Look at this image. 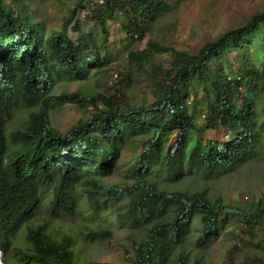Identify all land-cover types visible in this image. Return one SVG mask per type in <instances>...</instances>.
<instances>
[{
	"label": "trees",
	"instance_id": "1",
	"mask_svg": "<svg viewBox=\"0 0 264 264\" xmlns=\"http://www.w3.org/2000/svg\"><path fill=\"white\" fill-rule=\"evenodd\" d=\"M27 1L0 0V264H8L6 253L19 224L43 199L52 214L62 215L74 209L78 189L96 213L127 197L122 223L148 229L142 239L130 242L126 264H168L193 217L201 225L199 245L216 234L224 223L220 216L229 212L241 215L240 231L253 236L262 222L260 212L229 207L204 191H168L150 178H177L194 170L208 178L251 159L264 129V105H257L264 94V10L196 52L153 39L128 50L129 68L149 74L155 88L151 102L135 105L99 92L52 93L58 80L85 79L112 59L107 49L100 54L92 35L81 34L74 42L67 33L70 27L78 29L75 19L87 0H74L64 22L50 30L30 15ZM90 6L103 49L108 21H119L126 34L142 37L151 22L170 11L167 0H91ZM228 46L241 57L234 78L227 71ZM162 54L170 57L164 72L154 63V56ZM198 96L204 98L199 105L206 114L201 124L191 111L196 105L191 98ZM65 104L87 114L62 133L50 124L49 112ZM20 106L30 109L27 119L6 133ZM218 128L227 130L225 142L204 137L206 130ZM125 144L131 150L133 182L108 185L101 176L112 170ZM110 236L105 229L86 234L99 241ZM74 242L52 235L44 225L28 227L24 243L29 249L18 248L17 255L22 264H74ZM177 261L185 264L181 256Z\"/></svg>",
	"mask_w": 264,
	"mask_h": 264
},
{
	"label": "rangeland",
	"instance_id": "2",
	"mask_svg": "<svg viewBox=\"0 0 264 264\" xmlns=\"http://www.w3.org/2000/svg\"><path fill=\"white\" fill-rule=\"evenodd\" d=\"M8 1V0H6ZM170 11L155 19L145 29L142 37L128 35L121 28L119 21L106 23L107 41L102 48V32L90 17L91 0L85 2V8L76 16L78 29H67L70 38L76 42L81 34L92 35L104 55L107 49L112 60L103 68L91 70L88 77L82 80H58L52 93L80 92L91 94L99 92L111 99L117 97L121 103L142 104L149 103L153 98L152 79L149 74L129 68L126 60L128 50L141 49L149 39L171 46L176 50L196 52L203 43L215 38L221 32L242 25L253 13L264 10V0H167ZM30 15L46 30L58 28L65 20L68 8L74 0H28ZM74 22L72 23V25ZM264 29V24L260 25ZM45 36V35H44ZM46 37V36H45ZM106 51V52H107ZM229 60V75L237 74L240 55L227 47ZM169 55L154 56V63L158 70L164 72L168 68ZM160 71V72H161ZM161 72V73H162ZM117 74V82H113V75ZM126 74H129L128 79ZM123 79V80H122ZM121 80V82H119ZM121 83V84H118ZM116 85V86H114ZM258 98L257 105H264V94ZM204 98L192 97L195 108V120L201 124L205 120L204 105H199ZM192 105V104H191ZM88 112L90 111L87 110ZM257 111V108H256ZM30 109L18 107L12 112L7 123L6 133L20 127L27 119ZM81 108L73 104L54 107L49 112L50 124L64 133L67 129L85 116ZM256 117V128L260 132V125ZM263 133V136H262ZM260 132V140L255 152L248 162L233 167H223L213 173L211 177H203L199 171H185L177 178L152 174L150 180L155 181L159 188L174 191L182 190L192 193L204 191L209 199H221L229 207H247L254 212L261 213L255 226L254 235L243 234L244 218L229 212L221 215L224 223L219 226L216 234L210 236L203 244L197 243L201 233V225L197 217H193L188 230L177 248L172 252L168 264H178L181 256L185 264H264V129ZM204 137H215L221 142L227 139V130L218 128L206 130ZM202 145L203 143L200 142ZM131 162V150L125 144L120 149L119 158L110 172L101 176L102 181L110 185L113 183L128 184L133 179L128 170ZM77 200L72 211L62 215L52 214L46 198L34 209L29 219L19 224L13 236V247L6 253L8 264H22L17 255V249L26 248L24 236L28 227L44 225L56 237L69 236L75 240L74 264H126L129 262L126 251L133 239H142L148 230L146 227H133L121 221V215L126 210L127 197L110 202L101 213H96L86 194L78 189ZM92 229H105L110 233L106 240H93L86 237Z\"/></svg>",
	"mask_w": 264,
	"mask_h": 264
},
{
	"label": "built area",
	"instance_id": "3",
	"mask_svg": "<svg viewBox=\"0 0 264 264\" xmlns=\"http://www.w3.org/2000/svg\"><path fill=\"white\" fill-rule=\"evenodd\" d=\"M113 82H114V83L117 82V74H116V73L113 75Z\"/></svg>",
	"mask_w": 264,
	"mask_h": 264
}]
</instances>
